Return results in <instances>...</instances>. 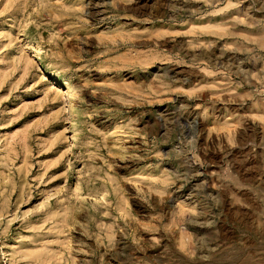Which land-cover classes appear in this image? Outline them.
Instances as JSON below:
<instances>
[{"label":"rangeland","instance_id":"rangeland-1","mask_svg":"<svg viewBox=\"0 0 264 264\" xmlns=\"http://www.w3.org/2000/svg\"><path fill=\"white\" fill-rule=\"evenodd\" d=\"M0 264H264V0H0Z\"/></svg>","mask_w":264,"mask_h":264}]
</instances>
